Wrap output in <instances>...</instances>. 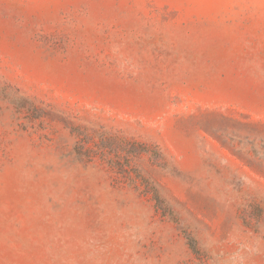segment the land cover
<instances>
[{
  "label": "rangeland",
  "instance_id": "374dc122",
  "mask_svg": "<svg viewBox=\"0 0 264 264\" xmlns=\"http://www.w3.org/2000/svg\"><path fill=\"white\" fill-rule=\"evenodd\" d=\"M0 264H264V0H0Z\"/></svg>",
  "mask_w": 264,
  "mask_h": 264
}]
</instances>
